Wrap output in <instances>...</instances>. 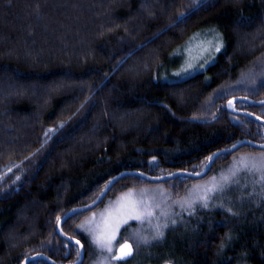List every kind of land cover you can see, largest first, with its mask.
I'll list each match as a JSON object with an SVG mask.
<instances>
[{"label":"trees","instance_id":"1","mask_svg":"<svg viewBox=\"0 0 264 264\" xmlns=\"http://www.w3.org/2000/svg\"><path fill=\"white\" fill-rule=\"evenodd\" d=\"M203 30L222 39L214 60L162 79L172 54ZM238 96L264 99V0H0V264L35 254L75 261L57 217L91 202L121 170L198 172L237 141L263 143L264 125L226 110ZM235 108L264 119V106ZM260 153L242 146L221 154L206 176L234 156ZM262 177L255 173L254 183ZM194 181L164 184L174 199ZM147 184L126 176L98 206ZM258 207L242 228L231 211L226 219L204 211L190 229L164 237L155 262L147 259L155 251L131 241L126 264H264V200ZM93 210L68 218L62 231L79 237Z\"/></svg>","mask_w":264,"mask_h":264},{"label":"rangeland","instance_id":"2","mask_svg":"<svg viewBox=\"0 0 264 264\" xmlns=\"http://www.w3.org/2000/svg\"><path fill=\"white\" fill-rule=\"evenodd\" d=\"M203 31L204 32L191 37L184 45H182V48L172 54V62L166 67V73L168 74L166 75L164 73L161 75L162 79L175 80L184 78L194 74L199 69L204 70L214 60L218 53L215 50L216 44L218 42L222 43V39L216 31ZM209 41H211V43H209ZM234 157L233 165L230 163L226 166L220 167L216 171H212L208 176H204L205 178L203 177L195 180L189 184L187 190L180 197L174 199L169 196L168 190H170V187L169 185L164 184L166 181L147 184L137 189H131L136 194L137 198H142L146 204L152 206L151 210L153 211V218L151 224L147 221L143 224L134 220L129 221V224L121 229L118 242L114 247L113 255L115 254L117 246L124 241V238H127L130 242H135L133 237L135 233L141 229H143V235L150 237L152 235L151 225H155L157 222L161 224L167 223L169 226L164 229V237L166 238L168 234L189 228L188 224H190V219H199V216H201L204 211L207 213L220 211L223 219L227 212L231 211L233 219L235 218L238 227L240 226V228H242L247 226L256 211L260 209V207L257 208V202L262 203L264 200V196L262 195L264 183H258V185L254 183L255 173L264 171L261 170L264 169V153L243 156L238 155ZM241 162H246L248 167H240L238 169V165H240ZM253 165L256 167H253ZM234 171L237 172V175L231 178L230 183L225 186L223 192H217L214 194V198L209 201L208 207H202L200 203H197L193 210L182 211L180 206L177 203H174L183 198H196L199 194L198 190H201L204 186H210L213 183V177L216 178V181H221L223 176L230 175ZM126 193H128V191L107 198L100 206H96V209H92L93 211L84 215L77 225L76 233L79 236L77 239L81 240L80 238H83L87 245V254L83 259V261L85 259L88 260L86 264H98L99 260L108 256V253H102L92 242L91 235L84 231L80 226L86 225L88 221L93 219L94 215L98 220L100 213H102L106 207L112 202H116ZM189 211H191V214H189ZM161 213H167L168 215L165 217L164 215H161ZM177 213L179 214L177 215ZM226 218L227 217L225 216V219ZM173 220L176 221L175 225L172 224ZM162 240L158 242L154 241L149 245L143 243L140 244L141 251L153 250L156 252V255L148 252V260L155 262L159 258L157 252L161 249ZM84 241H82V244H84ZM133 248L134 255V245Z\"/></svg>","mask_w":264,"mask_h":264},{"label":"snow or ice","instance_id":"3","mask_svg":"<svg viewBox=\"0 0 264 264\" xmlns=\"http://www.w3.org/2000/svg\"><path fill=\"white\" fill-rule=\"evenodd\" d=\"M185 15V13L181 14V16ZM209 43H211V41H209ZM222 47V43L218 42L216 44L215 50L219 52ZM232 104L233 101H229L230 107ZM257 119H259V117H257ZM60 127L62 128L63 125H60ZM52 131L54 130L49 129V132ZM213 155L219 154L216 153ZM208 160L211 162L212 157H208ZM205 167H207V165ZM240 167L247 168L248 165L246 162H241V164L238 165V169ZM253 167L256 166L253 165ZM197 175H200V173H197ZM235 175H237V172L234 171L230 175L223 176L221 181H216V178L213 177V183L210 186H204L201 190H198L199 194L196 198H183L175 201L174 203H177L182 211L193 210L197 203H200L202 207L206 208L209 205V201L214 198V194L217 192H223L225 186L230 183L231 178ZM262 179H264V177H262ZM108 183L111 184L112 182L109 181ZM109 190L110 188L108 185H106L100 196H98L96 199L99 200ZM95 203L96 201H93V205ZM89 207H91V205ZM151 208V205L146 204L142 198H137L133 190L129 189L128 193L123 194L122 197L116 202H112L108 207H106V209L100 213L98 220L94 215L93 219L88 221L86 225L80 226L84 231L91 235L92 242L102 253H108V256L99 260L98 264H108L110 260L119 261L120 264H126L127 259L133 255V245L128 242L127 238H124V242L119 244V249L117 250L118 254L113 255L114 247L118 242L121 229L127 226L129 221L133 220L140 224H143L146 221L151 224V220L153 218V211ZM74 211L78 212L79 210ZM178 214L179 213H177V215ZM189 214H191V211H189ZM161 215L167 217L168 214L161 213ZM57 221L58 223L60 222V217H57ZM172 224L175 225L176 221L173 220ZM168 226L169 225L167 223L161 224L159 222H157L155 225H151L152 235L150 237L142 234L143 229L137 231L133 237L136 246L139 247L141 243L149 245L154 241H161L165 236L164 229H166ZM71 239L72 238L69 237V240ZM75 243L80 245L81 241L76 240ZM82 247L83 245H81V248ZM79 255L80 252L78 251L77 256L79 257Z\"/></svg>","mask_w":264,"mask_h":264},{"label":"water","instance_id":"4","mask_svg":"<svg viewBox=\"0 0 264 264\" xmlns=\"http://www.w3.org/2000/svg\"><path fill=\"white\" fill-rule=\"evenodd\" d=\"M229 101H233V104H232L231 107L229 106ZM237 102H246V103L251 104L253 106L261 107V106H264V99H262V100H254V99H250L248 97L238 96V97L231 98L225 104V108H226V110L228 112H230L232 114H235V115L248 116V117L254 119L255 121H257L258 123L264 125V119L263 118L259 117V119H257L258 116L254 115L252 113H249L247 111H242V110L236 109L235 108V104ZM242 146H250V147H252L254 149H260V150H263L264 151V142L263 143H258V142H254V141H250V140L243 139V140L237 141L236 143H234L230 147L223 148V149L217 150L214 153H212L210 155L212 157V161L209 162V160H207V162L205 163L204 167L200 171H198V172L175 171V172H172V173H169V174H165V175L153 176V175H150L148 173H145V172H142V171H139V170H134V169H129L128 170V169H124V170L119 171L115 175H113L105 183V185L102 188V190H104V188H105L106 185H108V187L111 189L112 186L118 180L123 179L126 176H137V177L143 178L146 181L151 182V183H159V182L169 181V180H172V179H174V178H176L178 176H183V177H186V178H189V179L198 180V179H201V178H203L204 176H206L208 174V172L210 171L211 167L213 166V163H214L216 157H218L221 154H229V153H232V152L236 151L238 148H240ZM216 153H218L219 155H213V154H216ZM206 165H207V167H205ZM197 173H200V175H197ZM109 181H111L112 183L109 184L108 183ZM102 190L100 191V193L91 202H89V203H87L85 205L78 206V207H74V208L68 210L60 218V222L59 223L57 222V224H56V232H57V234L59 236H61L64 240H66L68 243H71V244L75 245L77 247L78 251L80 252L79 257L77 256V258L75 259V261L70 262V263H61V262H56V261L52 260L51 258L47 257L44 254H35V255L30 256V257L25 258L22 261L21 264H27L30 261H35V260H40V259L46 261L48 264H81L83 262V259H84V256H85L84 246L81 248V245H83L82 242H81L80 245H77L75 243V241L76 240H79V239H77L75 237H71V236L65 234L62 231V225L71 216L77 215V214H81V213H84V212H87V211H90V210L94 209L96 206H98L102 202V200L107 196L108 192L110 191V190L107 191V193L105 195H103L99 200H97L96 198L98 196H100ZM93 201H96V203L94 205H93ZM90 205H91V207H89ZM74 210H79V211L76 212ZM69 237H71L72 239L69 240ZM123 242H121V243H123ZM128 242L130 244H132L129 240H128ZM118 249H119V245L117 246L114 255L118 254L117 253V250ZM133 253H134V248H133ZM130 258H128L127 260H129ZM115 262H119V261H115Z\"/></svg>","mask_w":264,"mask_h":264}]
</instances>
